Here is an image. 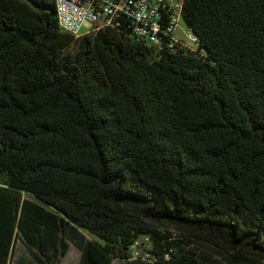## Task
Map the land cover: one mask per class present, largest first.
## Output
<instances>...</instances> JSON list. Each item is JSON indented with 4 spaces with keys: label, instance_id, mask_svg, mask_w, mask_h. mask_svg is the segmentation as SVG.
Wrapping results in <instances>:
<instances>
[{
    "label": "trees",
    "instance_id": "obj_1",
    "mask_svg": "<svg viewBox=\"0 0 264 264\" xmlns=\"http://www.w3.org/2000/svg\"><path fill=\"white\" fill-rule=\"evenodd\" d=\"M53 1L0 0V264L17 238L128 261L142 235L156 260L130 264H264V0H184L195 51L75 39Z\"/></svg>",
    "mask_w": 264,
    "mask_h": 264
},
{
    "label": "built area",
    "instance_id": "obj_2",
    "mask_svg": "<svg viewBox=\"0 0 264 264\" xmlns=\"http://www.w3.org/2000/svg\"><path fill=\"white\" fill-rule=\"evenodd\" d=\"M58 8L59 27L73 34L75 39L95 34L105 27H126L131 35L142 40L156 50H173L175 45L187 47L183 37L185 31L179 28L184 0H54ZM86 30L80 32L82 25ZM188 28V27H187ZM182 30V39L176 38L177 30ZM186 36L196 43L197 37L188 28ZM149 235L136 237L129 246L128 261L136 260L154 263ZM165 258L169 255L165 254Z\"/></svg>",
    "mask_w": 264,
    "mask_h": 264
},
{
    "label": "rangeland",
    "instance_id": "obj_3",
    "mask_svg": "<svg viewBox=\"0 0 264 264\" xmlns=\"http://www.w3.org/2000/svg\"><path fill=\"white\" fill-rule=\"evenodd\" d=\"M184 21L182 19H180V22H178L179 24V28L183 29L186 33H185V36L183 37V40H184V43L185 45L190 48L191 50L195 51L196 50V43H193V41H190L186 36L190 33V31L188 30L187 26L183 23ZM86 30V25L83 24L82 25V28L80 29V32H84ZM181 31L182 30H177L176 33H175V36L176 38H181L182 39V34H181ZM76 50V43H71V45L69 46H66L64 47V52H75ZM87 237L89 239H98V240H101L99 237L91 234V233H87ZM197 248H199L201 251H205V254L207 255V257H211L215 260H217L218 262H220L221 264H234L232 263L233 261L231 260V257L230 255L225 251V250H222V248L220 247H217L213 244H196ZM16 254L17 256L19 254H21V247L20 245H18L16 243ZM79 254L80 252L78 251V249L74 246V245H71L70 246V249H69V252L67 253L66 255V258H64L63 260V264H77L78 262V258H79ZM112 264H130L129 261H126V260H119V258L117 259H113L112 260ZM247 264H256V263H247ZM257 264H261V263H257Z\"/></svg>",
    "mask_w": 264,
    "mask_h": 264
},
{
    "label": "crops",
    "instance_id": "obj_4",
    "mask_svg": "<svg viewBox=\"0 0 264 264\" xmlns=\"http://www.w3.org/2000/svg\"><path fill=\"white\" fill-rule=\"evenodd\" d=\"M82 233H84V232L82 231ZM16 243L18 245H20V247L22 249L21 250V254H19L18 256L16 254V250H17ZM68 245H69V248H68L66 254L64 255L63 258H61V260L59 261L58 264H63L62 262H63L64 258H66V255L69 252V249H70L71 245H74L78 249V251L80 252L79 258H78V262H77V264H79V261H80V258H81V254H82V247L81 246H77V245H75L72 242H68ZM114 259H117V258H114ZM7 264H36V262H35L33 256L31 255V253L26 249V247L23 245V243H21L19 241V239L17 238L14 241L12 253H11V256H9V258H8V263ZM111 264H112V261H111ZM133 264H135V263H133Z\"/></svg>",
    "mask_w": 264,
    "mask_h": 264
},
{
    "label": "bare ground",
    "instance_id": "obj_5",
    "mask_svg": "<svg viewBox=\"0 0 264 264\" xmlns=\"http://www.w3.org/2000/svg\"><path fill=\"white\" fill-rule=\"evenodd\" d=\"M55 11H56V15H57V18H58V8L55 7Z\"/></svg>",
    "mask_w": 264,
    "mask_h": 264
}]
</instances>
